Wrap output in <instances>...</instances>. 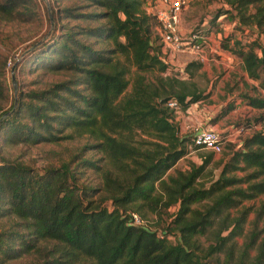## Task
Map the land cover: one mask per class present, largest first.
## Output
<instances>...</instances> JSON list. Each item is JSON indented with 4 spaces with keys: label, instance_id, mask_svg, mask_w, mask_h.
I'll use <instances>...</instances> for the list:
<instances>
[{
    "label": "trees",
    "instance_id": "1",
    "mask_svg": "<svg viewBox=\"0 0 264 264\" xmlns=\"http://www.w3.org/2000/svg\"><path fill=\"white\" fill-rule=\"evenodd\" d=\"M59 1L70 3L46 11L51 30L41 43L29 46L39 68L70 77L15 96L0 112V143H57L71 134L87 135L104 164L79 159L71 167V159L39 173L2 160L0 264L35 251L42 241L52 244L48 264H264V229H257L255 220L244 231L246 207L230 215L241 202L264 194V131L248 134L235 149L227 144L228 157L206 186L196 182L209 156L200 165L170 173L187 153L190 135H179L176 112L166 103L173 99L184 111L206 95L169 75L146 76L167 69L161 47L153 44L157 21L142 8L146 0H77L93 8L86 12L76 11L75 0ZM220 1L227 9L217 16L232 12L242 28L264 35V0ZM33 7L34 0H0V16H32ZM59 19L90 25L60 24ZM221 38V48L238 56L247 77L262 86L264 45L254 39L239 44L230 35ZM89 40L109 42L110 47L96 49ZM129 66L134 67L130 82ZM128 83L130 91L123 93ZM1 88L0 80V94ZM241 97L259 111L253 120H263L264 97ZM232 108L228 104L217 116ZM80 166L99 174L97 188L78 183ZM236 171L243 173L237 177ZM97 192L105 195L92 198ZM172 206L175 211L160 227L159 211ZM261 212L264 200L257 215ZM129 213L146 225H133ZM150 214L156 218H149V225Z\"/></svg>",
    "mask_w": 264,
    "mask_h": 264
},
{
    "label": "rangeland",
    "instance_id": "2",
    "mask_svg": "<svg viewBox=\"0 0 264 264\" xmlns=\"http://www.w3.org/2000/svg\"><path fill=\"white\" fill-rule=\"evenodd\" d=\"M186 1V5L178 13L176 30L182 39H192L193 37L195 39L194 43L200 45L201 52L198 54L179 52L175 53L171 59L161 53L162 58L167 63L166 71L162 74L156 71L148 72L146 76L153 78L155 75L163 76L165 74L192 83L206 95L205 99L195 102L197 105L196 109L203 108L208 113H211L208 122L216 125L213 129L225 133L240 127L243 128L240 133L235 134L234 142L225 143L223 150L217 154L204 149H195L188 144L187 153L169 170L170 173L175 169L185 171L189 169L191 164L200 165L209 156V162L196 182L197 185L206 186L218 176L221 165L227 159V144L231 143L235 149L248 134L254 131H264V119L253 120L259 111L247 106L241 97V94L264 97V75L262 76V86L259 85L258 80L248 78L241 68L238 56L221 48V37L230 35L233 39H237L239 44H245L254 39L258 44L264 45V35L253 27L251 29L242 28L232 16V12L228 11L217 16L223 9H227V6L220 0ZM69 3V1L34 0V7L31 9L34 12L32 16H17L14 19H4L0 16V65L4 57L5 59L7 57L6 62H9L5 64L3 74L0 75L1 90H3L2 94H0V112L7 109L12 99L19 95L21 91L44 89L51 84L70 77L68 73H50L39 68L37 62L33 59L35 53L30 52L32 46H29L36 40L38 44L41 43L46 37L43 34L48 35L51 30V25L48 29L46 23V11L49 12L56 7L68 5ZM86 5H88L86 2L75 0L76 11L86 12L93 10L92 7ZM151 7L150 0H146L142 4V8L145 11H152ZM59 21L60 24H64L67 21L69 25H75L76 27L90 25V22L79 20L59 19ZM89 42L93 43L96 49L110 47L109 42H93L90 40ZM153 44L160 48V37L157 32L154 34ZM229 44L231 45L232 43ZM119 59L124 61L121 56ZM12 66L14 70L11 71ZM133 73L134 67L129 66L126 75L129 82ZM129 91L130 83H128L123 93ZM228 104H232L233 108L226 114L217 116L219 111H221L220 109ZM174 122L178 125L179 120L174 119ZM66 132L68 133V131ZM71 135L70 138L60 140L57 143L43 142L35 145L17 144L13 146H4L0 143V162L2 160L16 162L39 173L48 166L58 167L71 159V167L79 159H89L95 161L97 165L104 164V158L101 153L94 148H90V145L94 143L92 138L87 135ZM179 135H191V133L189 134L188 130L185 129ZM77 172H79L78 183H81V185L97 188V184H101L99 174L94 170L80 166ZM242 173L236 171L235 175L239 177ZM102 195L105 194L97 192L92 198L97 199L102 197ZM263 200L264 194L254 199L243 201L238 207L230 210V215H236L237 211L242 209V207H246L249 210L243 227L245 232L253 227V224L250 223L255 220H257L256 228L259 230L264 229V212L257 215L260 203ZM104 204L108 206L109 200L105 201ZM175 209L172 206L159 211L160 227H164ZM147 217V220L156 218V216L151 214L147 215ZM152 222L149 220V225ZM262 235H264V230L261 233ZM169 236L170 240H172L171 234ZM199 241L203 245L206 244L203 237H200ZM240 243L241 238H238L237 244ZM37 247L35 251L23 255L21 258L2 264H48L47 259L51 258V254H48L47 251L52 247V244L42 241L37 243Z\"/></svg>",
    "mask_w": 264,
    "mask_h": 264
},
{
    "label": "built area",
    "instance_id": "3",
    "mask_svg": "<svg viewBox=\"0 0 264 264\" xmlns=\"http://www.w3.org/2000/svg\"><path fill=\"white\" fill-rule=\"evenodd\" d=\"M150 2L152 11L146 12L152 14L157 21L156 32L160 37V47L163 55L173 57L175 53L179 52H190L193 54L201 52L200 45L194 43L195 39L193 37L192 39H182L176 30L177 16L186 5V0H150ZM166 105L177 113L178 105L173 99L168 100ZM242 130V127L226 131L225 133L212 129L196 130L190 135L189 145L195 149H204L217 154L223 150L225 143H233L235 134L240 133ZM129 216L133 225L142 226L147 223L135 213H129Z\"/></svg>",
    "mask_w": 264,
    "mask_h": 264
},
{
    "label": "crops",
    "instance_id": "4",
    "mask_svg": "<svg viewBox=\"0 0 264 264\" xmlns=\"http://www.w3.org/2000/svg\"><path fill=\"white\" fill-rule=\"evenodd\" d=\"M167 57L171 59L172 56ZM196 107V103H192L184 111L177 112L175 119L179 120V133L185 131V129L188 130L189 134L201 129L215 130L213 128H215L216 125L208 122L211 113H208V111H205L203 108L197 110Z\"/></svg>",
    "mask_w": 264,
    "mask_h": 264
}]
</instances>
